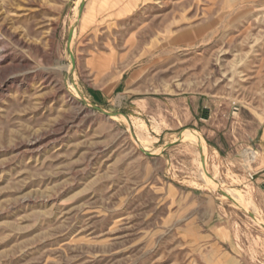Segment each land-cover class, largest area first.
Instances as JSON below:
<instances>
[{"label":"rangeland","instance_id":"obj_1","mask_svg":"<svg viewBox=\"0 0 264 264\" xmlns=\"http://www.w3.org/2000/svg\"><path fill=\"white\" fill-rule=\"evenodd\" d=\"M260 172L264 0H0V264H264Z\"/></svg>","mask_w":264,"mask_h":264},{"label":"bare ground","instance_id":"obj_2","mask_svg":"<svg viewBox=\"0 0 264 264\" xmlns=\"http://www.w3.org/2000/svg\"><path fill=\"white\" fill-rule=\"evenodd\" d=\"M83 1H86V0H83ZM79 15H80V13L78 12V16ZM75 35H76V29L74 31L73 38H75ZM74 86H75V90H77L78 92H80L78 90V86H76V84ZM112 117H114L115 119L118 118L117 116H112ZM121 118L125 119V116L122 114L121 115ZM182 140L185 141V142H187V140H190L193 144H196L199 147V150H200L199 152L201 154L202 172L205 171V175L203 176V180L207 184L212 185L214 187H217L218 190L224 191L225 193H227V195L230 196V198L233 200V202L235 203L236 206H238L239 208H242L244 210H247V199L245 198V195H243L239 190H234V189H231L230 190V189L224 188L226 186H223V184L216 183V178L210 174L209 168H208V164H207V157H206L207 154H208L207 147H206V143L204 141L202 142L201 140H199L195 135L194 136L193 135H191V136L190 135H187V137H185L183 139L181 138L180 141L182 142ZM142 144H143L142 141H140L141 147L143 149H146L144 146H142ZM204 159L206 160V164L203 166L202 160H204ZM222 196H224L225 198H227L225 195H222Z\"/></svg>","mask_w":264,"mask_h":264},{"label":"water","instance_id":"obj_3","mask_svg":"<svg viewBox=\"0 0 264 264\" xmlns=\"http://www.w3.org/2000/svg\"><path fill=\"white\" fill-rule=\"evenodd\" d=\"M84 5H85V2H83V4H82L81 12H82V9H83ZM75 29H76L75 26H72V27H71V30H70V32H69V37H68L70 59H72V61H73L74 64H75V59H74V53H73V50H72V44H73L72 41H73V34H74ZM85 102H86L87 104H89L86 100H85ZM89 105H90L91 107H93L95 110H97V111L103 113L104 115H108V116H110V117H112V116H121V114H118V113H111V112L105 111L104 109H102V108H100V107H98V106H96V105H92V104H89ZM181 138H182V137H181ZM180 140H181V139H180ZM171 145H172V144H171ZM141 151L144 152L145 154L149 155V156L153 155V154L147 153V152L144 151L143 149H141ZM202 162H203V166H204V165L206 164V160L204 159V160H202ZM219 192H220V194L225 195V196L227 197V199H229V200H231V201L233 202V200L230 198L229 195H227V193H225L224 191H220V190H219ZM233 203H234V202H233ZM234 204H235V203H234ZM245 211H246V210H245ZM247 212H248V211H247ZM249 215H250L253 219H255L256 221H258L259 223L261 222L260 224H262V225L264 226V223H263L261 220H259V219L256 217V215H253V214H251V213H249Z\"/></svg>","mask_w":264,"mask_h":264},{"label":"crops","instance_id":"obj_4","mask_svg":"<svg viewBox=\"0 0 264 264\" xmlns=\"http://www.w3.org/2000/svg\"><path fill=\"white\" fill-rule=\"evenodd\" d=\"M223 146L221 144H217V152H219L220 150H222ZM264 172H260V173H256L255 175V179L252 183L255 184L256 189H257V193H256V197L257 199H259V201H262L264 203Z\"/></svg>","mask_w":264,"mask_h":264},{"label":"built area","instance_id":"obj_5","mask_svg":"<svg viewBox=\"0 0 264 264\" xmlns=\"http://www.w3.org/2000/svg\"><path fill=\"white\" fill-rule=\"evenodd\" d=\"M255 175H249V179L253 181Z\"/></svg>","mask_w":264,"mask_h":264}]
</instances>
